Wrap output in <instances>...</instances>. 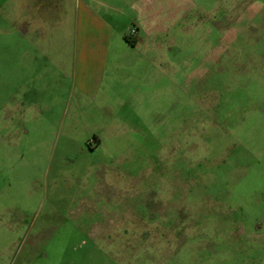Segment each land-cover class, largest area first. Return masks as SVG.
<instances>
[{"label": "rangeland", "instance_id": "rangeland-1", "mask_svg": "<svg viewBox=\"0 0 264 264\" xmlns=\"http://www.w3.org/2000/svg\"><path fill=\"white\" fill-rule=\"evenodd\" d=\"M92 1L143 41L88 91L0 22V264H264V0Z\"/></svg>", "mask_w": 264, "mask_h": 264}, {"label": "crops", "instance_id": "crops-1", "mask_svg": "<svg viewBox=\"0 0 264 264\" xmlns=\"http://www.w3.org/2000/svg\"><path fill=\"white\" fill-rule=\"evenodd\" d=\"M69 1L0 0V22H6L5 24L9 22L11 25L14 22L15 24L20 23L19 25L22 26L31 25L36 33L35 41H33L39 42L43 36L42 27L48 25L51 21L52 23L50 24L58 26L61 21L69 20L76 27L77 32L71 36H65V38L64 36L58 37L56 35L50 41L52 43H59L63 40L64 42L67 41L69 45L65 48H68L66 57L69 62L66 61L68 63L66 70H63L66 68L65 64H63L62 74L70 80V90H74L78 86L79 88H77L80 91H88L90 87L92 88L91 84L88 85V81L90 82L93 76H98L105 71L107 56L116 57L113 53L115 47L128 50L130 47L139 46L143 39L137 33H131L128 30L116 34L112 33L110 25L105 20L107 11L101 10V4L97 7L98 5L92 6V0H73L72 9L70 8ZM66 9V14L62 15V11ZM125 35L133 41L132 44L125 39ZM25 37L23 33L15 35L12 32V28L5 35L6 41L12 43L27 42L28 40ZM55 47L57 50L60 48L59 45L48 48L53 58L58 56L53 51ZM58 64H61V60H58ZM52 74H59L55 66H53ZM111 75L114 76L113 73Z\"/></svg>", "mask_w": 264, "mask_h": 264}, {"label": "trees", "instance_id": "trees-1", "mask_svg": "<svg viewBox=\"0 0 264 264\" xmlns=\"http://www.w3.org/2000/svg\"><path fill=\"white\" fill-rule=\"evenodd\" d=\"M125 39L129 42V43H133V41L132 40H130V38L127 36V35H125Z\"/></svg>", "mask_w": 264, "mask_h": 264}, {"label": "built area", "instance_id": "built-area-1", "mask_svg": "<svg viewBox=\"0 0 264 264\" xmlns=\"http://www.w3.org/2000/svg\"><path fill=\"white\" fill-rule=\"evenodd\" d=\"M131 33H134L133 31H131Z\"/></svg>", "mask_w": 264, "mask_h": 264}]
</instances>
